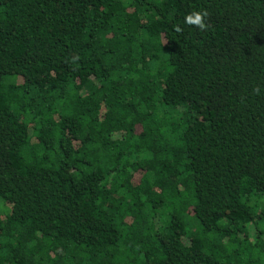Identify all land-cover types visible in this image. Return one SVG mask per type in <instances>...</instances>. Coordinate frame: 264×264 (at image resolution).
<instances>
[{
    "label": "trees",
    "instance_id": "trees-1",
    "mask_svg": "<svg viewBox=\"0 0 264 264\" xmlns=\"http://www.w3.org/2000/svg\"><path fill=\"white\" fill-rule=\"evenodd\" d=\"M0 264H264V0H0Z\"/></svg>",
    "mask_w": 264,
    "mask_h": 264
},
{
    "label": "clouds",
    "instance_id": "clouds-1",
    "mask_svg": "<svg viewBox=\"0 0 264 264\" xmlns=\"http://www.w3.org/2000/svg\"><path fill=\"white\" fill-rule=\"evenodd\" d=\"M210 15L207 9H202L200 11L193 10L192 12L186 14L185 16V24L195 27L199 29L202 32H206L209 30V25L206 22V18ZM173 28L176 32H182L183 29L178 25H173ZM78 59V57H73L72 62H75ZM255 94H259V88H255L254 90Z\"/></svg>",
    "mask_w": 264,
    "mask_h": 264
}]
</instances>
